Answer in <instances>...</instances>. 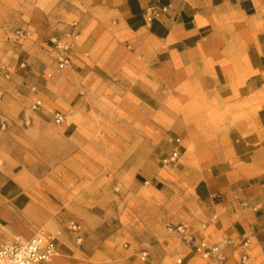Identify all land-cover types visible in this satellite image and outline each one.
Masks as SVG:
<instances>
[{
    "label": "rangeland",
    "instance_id": "374dc122",
    "mask_svg": "<svg viewBox=\"0 0 264 264\" xmlns=\"http://www.w3.org/2000/svg\"><path fill=\"white\" fill-rule=\"evenodd\" d=\"M170 1L0 0V60L13 70L0 80V243L42 229L58 241L54 264H174L185 251L177 221L194 234L219 217L212 176L241 189L264 179V83L249 65L245 17L235 13L224 40L188 35L169 21ZM157 22L161 33L141 30ZM71 33L73 63L57 71L48 41ZM10 157L25 170L12 181ZM65 172L82 188L44 210L33 204ZM70 220L82 225L80 243Z\"/></svg>",
    "mask_w": 264,
    "mask_h": 264
},
{
    "label": "crops",
    "instance_id": "0c3cea01",
    "mask_svg": "<svg viewBox=\"0 0 264 264\" xmlns=\"http://www.w3.org/2000/svg\"><path fill=\"white\" fill-rule=\"evenodd\" d=\"M114 1L116 0H107L109 3ZM171 1L168 6L169 21L173 20L175 26L178 24L182 26L181 23H183L182 33L190 35L205 32L208 35H217L223 40V37L226 38L227 35V30H225L228 29L227 25L229 23L227 22L236 18L235 13L240 14L241 11L247 22V26H242V28L248 34L250 42L248 49L249 65L254 70L256 68L259 70V72H254L259 75L264 83V0ZM163 9L166 11L165 7ZM225 22L227 24L224 26ZM256 22L260 24L258 27L254 26ZM193 23L196 25L200 23L202 28L199 29L196 25L195 28L191 27ZM152 25L158 31L160 30L158 34L161 33L162 25L160 26L159 22L150 24L147 27L142 25L141 30L142 28H148L146 32H150L152 31ZM239 25L238 23H232L230 27L236 29ZM20 166L17 158H5L3 168L9 180H15L22 175L25 170H21ZM210 179L213 182H210L207 191L212 194V197L217 199L214 210L219 217L198 226L202 227V230L194 227L196 232L191 235L196 242L203 240L208 244H214L218 240H232L235 243L234 246L224 248L226 252L230 251L232 255L228 263L235 261L234 263L237 262L238 264L239 258L243 254H247L252 260L250 264H264V179H261L258 183L251 184L247 189L234 187L230 176L220 174L215 177L212 176ZM177 223V226L180 224L186 225V217L183 216ZM187 224L186 226L189 228L191 222ZM244 240H248L249 245L247 249L243 250L238 245ZM180 243L185 248V251L182 252V256L176 257L182 258L185 264L197 262L200 256L195 255L198 258L194 261L192 249L183 241H180ZM160 247L161 245H158L157 248Z\"/></svg>",
    "mask_w": 264,
    "mask_h": 264
},
{
    "label": "built area",
    "instance_id": "2783aa9c",
    "mask_svg": "<svg viewBox=\"0 0 264 264\" xmlns=\"http://www.w3.org/2000/svg\"><path fill=\"white\" fill-rule=\"evenodd\" d=\"M77 39L78 34L75 33L67 34L60 38L52 37L49 39L46 52L51 64L54 65L57 71H62L72 65ZM24 67L25 63H22L20 68ZM12 71L8 63L0 60V80L9 81ZM45 76L46 78H51L52 73L48 72ZM30 91L35 97L30 110L37 112L42 107V100L37 98L38 91L36 86H31ZM1 95L2 92L0 91ZM52 118L57 125L63 123L65 119L64 115L58 111L52 113ZM179 143L178 139L174 141L171 154L164 159V164L170 165L177 160ZM65 230L77 243L82 241V225L79 222L70 220L66 223ZM175 230L180 239L192 249L191 251L194 255L203 258L213 256L215 258L213 264H227L228 256L224 253V248L234 246L235 243L232 240L224 241L223 245L220 243L208 244L203 240L196 242L193 236L189 234L186 225L180 224L176 226ZM248 245L249 241L244 240L238 247L244 250L247 249ZM59 257L60 251L55 236L42 229L36 231L30 237L14 236L0 243V264H54ZM140 259L141 261L147 260L148 254L142 252ZM251 261L247 254H243L239 258L238 264H250ZM174 264L185 263L182 258H177Z\"/></svg>",
    "mask_w": 264,
    "mask_h": 264
},
{
    "label": "bare ground",
    "instance_id": "6f19581e",
    "mask_svg": "<svg viewBox=\"0 0 264 264\" xmlns=\"http://www.w3.org/2000/svg\"><path fill=\"white\" fill-rule=\"evenodd\" d=\"M75 175L71 174L70 172L63 173L62 177L59 179H55L52 182L53 190L49 189L48 191H44L41 188L37 190V194L39 196L31 202L36 204L39 209L44 210L46 209L51 202H59L62 201L63 197L68 195L71 189H81V184L75 186ZM80 179V176H79ZM85 181V180H84Z\"/></svg>",
    "mask_w": 264,
    "mask_h": 264
}]
</instances>
